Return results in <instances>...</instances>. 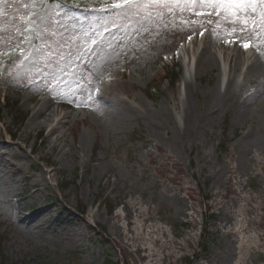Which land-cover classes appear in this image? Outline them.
<instances>
[{"label":"rangeland","instance_id":"obj_1","mask_svg":"<svg viewBox=\"0 0 264 264\" xmlns=\"http://www.w3.org/2000/svg\"><path fill=\"white\" fill-rule=\"evenodd\" d=\"M82 1L0 2V264H264V32Z\"/></svg>","mask_w":264,"mask_h":264},{"label":"snow or ice","instance_id":"obj_2","mask_svg":"<svg viewBox=\"0 0 264 264\" xmlns=\"http://www.w3.org/2000/svg\"><path fill=\"white\" fill-rule=\"evenodd\" d=\"M0 2H6V0H0ZM181 2L185 4L198 3L207 8H211L210 12L207 10H197L194 13L197 16L215 15L217 18L225 16L226 20L229 22V27H231L234 33H252L258 37L261 32H264V0H112L111 7L103 11H114L121 14L124 19L131 20L139 16L140 12L146 6L168 8V11L171 12L172 8L170 5H179ZM25 7H28V5H25ZM56 23H59V21H56ZM201 35H203V32H201ZM241 46L247 50L253 45L251 40H248L241 42ZM33 47H36V45L33 44ZM65 47L66 45L64 44H57L54 49L50 45L45 44L46 52L43 54L49 55L50 59L43 67H41L39 63H33V67L36 69L37 74L40 75L47 72L48 76L54 79L53 72L49 69L58 67V65H55L53 62ZM23 54L24 49H21V55ZM27 58L28 57L25 56V59ZM66 59H70V56Z\"/></svg>","mask_w":264,"mask_h":264},{"label":"trees","instance_id":"obj_3","mask_svg":"<svg viewBox=\"0 0 264 264\" xmlns=\"http://www.w3.org/2000/svg\"><path fill=\"white\" fill-rule=\"evenodd\" d=\"M51 1H56V0H51ZM68 1V0H67ZM66 2V1H65ZM89 2H92V1H88V0H84V1H82L81 3H89ZM171 75V76H170ZM170 75L168 76V77H170V81H171V83L172 84H174L177 80H178V77H179V74L177 73V72H175L174 70H172L171 72H170ZM6 108H8L9 109V111H10V113L11 114H15V113H18V109H17V105L16 104H9V103H6V105H4ZM2 107H3V105L0 103V113H1V111H2ZM24 117H22L20 120H19V124H22L23 123V121H24ZM7 134L9 135V137L11 138V139H14L15 138V135L14 134H11V132H7ZM84 210V208L82 207V206H78V209L76 210V212L79 214V215H81L82 216V214H83V211ZM207 219L205 218L204 219V223H203V225H202V241H201V245H200V249H201V251H205L206 250V246L204 245V240L207 238ZM95 233H96V235H98L99 237H102V234H103V232L101 231H97L96 232V230H95ZM126 262H124L123 260H122V263H121V261L120 262H116V263H111L110 261H107L105 264H125ZM127 264V263H126ZM187 264H191V262L189 261V262H187Z\"/></svg>","mask_w":264,"mask_h":264},{"label":"bare ground","instance_id":"obj_4","mask_svg":"<svg viewBox=\"0 0 264 264\" xmlns=\"http://www.w3.org/2000/svg\"><path fill=\"white\" fill-rule=\"evenodd\" d=\"M184 56L187 58V55H185V53H184ZM186 62L187 61L185 60V62L183 64H185ZM231 87H232V84L229 83L224 88V90L221 92V102H219V104L217 106L223 107L224 98H226L229 95V93L231 91ZM187 88H188V91H190L191 87L189 85L187 86ZM185 90H186V87H185ZM47 106H48V104H45V102H43V104L41 105V107L38 108L35 111L34 116L39 115L41 118H43L45 120V122H50V120H51V112L52 111H50L49 113H47V111H49V107H50V106H48V107ZM45 107H46V110H44ZM45 111H46V113H45Z\"/></svg>","mask_w":264,"mask_h":264}]
</instances>
